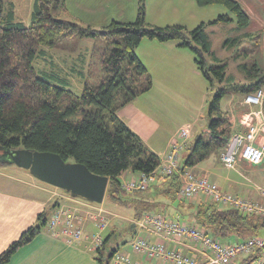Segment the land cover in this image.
Here are the masks:
<instances>
[{
  "label": "trees",
  "instance_id": "1",
  "mask_svg": "<svg viewBox=\"0 0 264 264\" xmlns=\"http://www.w3.org/2000/svg\"><path fill=\"white\" fill-rule=\"evenodd\" d=\"M197 2L200 6L224 5L236 17L240 29L250 24L249 15L237 0ZM65 10V0H35L31 21L26 24L16 19L12 3L0 0V149L53 152L67 162L84 164L93 174L109 178L106 198L128 205L130 194L136 192H127L120 176L127 170L149 174L160 165V157L117 115L118 109L153 85L151 74L136 53L137 47L144 38L178 41L179 46L194 53L198 69L212 88L216 82L222 85L226 80L228 63L221 64L222 60L212 51L204 22L191 31L182 25H147L143 0L134 22L113 21L104 30L62 19L60 13ZM231 20L227 14L220 15L209 24ZM72 37L99 38L107 43L101 60L102 81L90 84L86 80L80 95L69 89L68 81L55 72L52 76L59 84L51 76H45L50 81L39 75L35 67L36 59L47 56L46 48H55ZM208 56L219 64L208 65ZM240 66L247 71V78H257L256 81H233L217 89L208 109L207 137L200 135L187 146L179 173L165 178L175 189L173 195L179 193L187 168L215 152H223L228 145L233 124L229 112L222 108L224 96L240 92L245 97L264 87V73L256 60ZM0 164L6 163L0 160ZM133 209L136 219H140L145 212H156L157 205H137ZM192 219L218 239L245 240L264 232V218L221 208L212 202L197 205ZM40 227H30L3 251L0 264L9 263L21 247L35 238ZM114 235L111 233L96 249V264H110L116 250L108 244Z\"/></svg>",
  "mask_w": 264,
  "mask_h": 264
},
{
  "label": "crops",
  "instance_id": "2",
  "mask_svg": "<svg viewBox=\"0 0 264 264\" xmlns=\"http://www.w3.org/2000/svg\"><path fill=\"white\" fill-rule=\"evenodd\" d=\"M237 1L250 17V24L245 28L246 34H250V36H247L244 41H251L253 32L257 33L256 47L258 52L256 51L257 56L254 57L264 73V0ZM143 43L142 41L137 47L136 53L152 76V88L131 103L118 109L117 115L161 160L169 151L172 142L178 137L177 135L173 139L166 128L169 127L170 120L175 117V112H173L176 107L175 101H178L181 92L183 94V87L188 85L189 88L193 87L198 91V87L202 83L205 84V81L208 83V81L198 69L194 53L187 47L179 46L178 41L155 42V40H151L145 46L144 51L146 54L148 53L146 58L142 57L140 53ZM55 48H46L45 51L56 64L59 72V70L66 69L69 64L65 63L63 59L58 62L53 57L50 52ZM238 55L239 57L248 56V53H238L236 58H239ZM82 59L84 60L83 56ZM85 67L84 71L86 72ZM64 73L67 76H71V73H77L85 78L82 68L72 67ZM256 79L251 78L248 81L244 79V83L255 82ZM245 97L243 95L240 100L235 102L237 108L233 107V111L235 109L241 111L236 118L231 117L232 136L245 131V123H264V102L262 105H248L245 104ZM190 138L187 140V146L194 143H190ZM187 146L184 149L185 153ZM221 153L222 151L215 152L200 164L187 168L184 174L191 172L206 176L225 192L248 197L255 202L264 204V185L260 184L259 171L253 169V167L263 166L264 162L260 165H252L244 160H239L232 170L239 168L240 174L247 176L253 173L252 179L245 178V181L238 175L223 176L220 174L217 165L224 166L221 162ZM7 165H11L9 166L11 168L17 167L13 164ZM17 169L23 168L17 167ZM227 169L231 170V168ZM140 175L141 173L127 170L120 176V180L122 184H125L128 181L138 179ZM259 176L260 178H258ZM0 177L13 181L12 183L18 185V188L21 187L25 191L18 190L15 192L5 190L0 186V255L30 227L41 226L35 238L21 247L7 264H96V257L90 254L96 253V250L92 249L95 245L96 234L104 240L112 233L113 229H122L127 226H129L127 233L122 232V234L118 229L119 232L111 240L112 243L114 242L112 246L116 250L112 258L113 264H115L116 254L129 256L132 263L176 264L172 259H167L163 255L150 258L145 253L136 252L133 244L140 238L153 245L162 246L167 252L179 251L193 259L195 264H207L208 262L209 253H206L201 245L187 238L178 241L166 238L153 232L148 224L143 223L145 214L155 213L167 219L196 224V221L192 219L195 207L203 202L215 203L203 195L191 201H181L178 193L173 195L175 189L170 181L165 180L164 177H158V180L147 190L135 191L136 193L130 194L128 205L117 204L113 201L112 205H108L106 204V197L102 204H97L89 203L82 198H74L68 192L59 194L57 191L50 190L48 187L30 180L27 174L20 175L17 173L16 175L0 170ZM149 204L157 205L156 212H145L140 219H136L133 206ZM61 207L80 212L85 217L84 232L80 240L69 243L63 235H56L50 229L48 222L55 210ZM98 210L102 211L103 216L108 221V228L104 230H99L96 227V221L92 217H88L89 212H98ZM126 235L131 238L127 246H125L127 243ZM222 240L224 242L242 241L238 238Z\"/></svg>",
  "mask_w": 264,
  "mask_h": 264
},
{
  "label": "rangeland",
  "instance_id": "3",
  "mask_svg": "<svg viewBox=\"0 0 264 264\" xmlns=\"http://www.w3.org/2000/svg\"><path fill=\"white\" fill-rule=\"evenodd\" d=\"M34 1L35 0H5L7 4H13L16 19L26 24H29L31 21ZM141 1L142 0H65L66 10L60 13V17L83 27L91 26L96 30H104L113 21L124 23L134 22L137 19ZM143 3L146 9V22L147 25L150 26L166 27L182 25L186 27L187 30L191 31L204 22L206 24L205 32L211 42L212 51L222 60L221 64L225 62L228 63L227 78L222 85L216 82L215 86L212 88L205 81L206 86L202 83L201 86L198 87V91L193 87L189 88L188 85L183 87V94H181V92L179 94L180 96H178V101H175L176 107L173 110V112H175V117L170 120V125L166 128L169 130V134L173 139L176 138L177 135L179 136L184 127L187 128L191 132L190 143L194 142L196 137L200 135L207 137L208 109L217 89L221 86L227 87L233 81L236 83H244V79H247L246 81L250 80V78H247V71L243 69L240 64H251L255 60L254 56H257L258 52L256 47L258 41L257 33L253 32L251 41H244L247 37V30H245V28L240 29L236 17L227 7L221 4L200 6L197 0H143ZM226 14L233 20L209 24L220 15ZM151 40L159 42L157 39L144 38L142 40L144 43L140 49L142 57H147L148 53L146 54L144 50L146 44ZM57 48L50 53L58 62H61L63 59L69 66L58 72L56 64L51 60V57L48 54H46L47 56L41 55L35 61V67L39 75L44 77L51 76L52 81L59 84L58 80L53 79L52 76V73H57L61 78L68 81L69 89L77 95L82 94L86 80L90 84H98L102 81L103 71L101 60L103 53L107 49V43L105 41L99 38L72 37L61 41ZM63 49H65V51H63ZM244 52L248 53V56L236 58L238 53L244 54ZM72 57H74V59H72ZM207 63L208 65L219 64L212 59L211 56L207 57ZM72 67L82 68L85 78L77 73H71V76H67L64 72H68ZM84 67L86 72L84 71ZM46 79L51 81L50 78ZM242 96L243 94L240 92H231L224 96L222 108L225 111H229L231 117L234 116L236 118L240 114L241 110L235 109L233 111V107L237 108L235 102L240 100ZM184 151L185 150L182 152L181 159L186 155ZM9 166L11 165L0 164V170L16 175L17 173H20V175L27 174L30 180H33L37 184L48 187L50 190L57 191L59 194H66V191L43 183L35 177H32L29 171L17 169V167L11 168ZM217 167L220 174L223 176L238 175L244 180L245 178L252 179L253 177V173H250V176L245 174L241 175L239 168L230 170L220 164L217 165ZM253 169L259 171L258 173H260L261 176L260 184L264 185V165L261 167H253ZM260 176L258 178H260ZM26 179H28V177H26ZM12 182L11 180L2 179L0 177L1 188L15 192L18 190L25 192L21 187L18 188V185ZM106 202L108 205L113 204L112 200L108 198H106ZM118 229H120L121 233H127L126 231H129V226L122 229H113L112 233L117 234L119 232ZM261 237L264 238V232L261 234ZM130 239L129 235L125 236V240L127 241L125 246L128 245ZM113 243L110 241L108 246L113 247ZM90 254L95 257L97 256L96 253ZM110 264H113L112 259Z\"/></svg>",
  "mask_w": 264,
  "mask_h": 264
},
{
  "label": "built area",
  "instance_id": "4",
  "mask_svg": "<svg viewBox=\"0 0 264 264\" xmlns=\"http://www.w3.org/2000/svg\"><path fill=\"white\" fill-rule=\"evenodd\" d=\"M264 102V89H259L245 97V104L262 105ZM246 130L231 137L228 145L221 154V162L227 168H235L239 160H244L252 165L264 162V123H245ZM175 139L167 154L160 160L157 169L149 174L141 173L140 177L123 184L127 192L145 191L151 187L158 177H169L179 173L181 155L187 146L190 132L183 128ZM205 196L211 201L225 208L236 209L246 215H255L264 218V204L255 202L248 197L238 196L223 191L217 184L211 182L206 176L187 172L182 175V186L179 189V199L190 201L198 196ZM88 217L96 221V227L104 230L108 221L102 211L89 212ZM85 217L77 211L58 208L50 218L48 225L56 235H63L69 243L81 239L84 229ZM143 223L148 224L151 230L159 235L174 240L190 239L201 245L209 253L207 264H264V238L261 236L249 237L238 242H224L208 234L195 223L180 222L163 217L160 214L147 213ZM96 250L101 246V236H95ZM136 252L145 253L150 258L163 255L172 259L176 264H195L194 260L179 251L167 252L160 245H153L145 239H138L133 244ZM115 264L132 263L129 256L115 255Z\"/></svg>",
  "mask_w": 264,
  "mask_h": 264
},
{
  "label": "water",
  "instance_id": "5",
  "mask_svg": "<svg viewBox=\"0 0 264 264\" xmlns=\"http://www.w3.org/2000/svg\"><path fill=\"white\" fill-rule=\"evenodd\" d=\"M0 160L28 170L39 181L62 189L74 198L102 204L109 178L93 174L86 165L67 162L53 152L21 149H0Z\"/></svg>",
  "mask_w": 264,
  "mask_h": 264
},
{
  "label": "bare ground",
  "instance_id": "6",
  "mask_svg": "<svg viewBox=\"0 0 264 264\" xmlns=\"http://www.w3.org/2000/svg\"><path fill=\"white\" fill-rule=\"evenodd\" d=\"M86 201V200H85ZM90 203V202H89ZM127 256V255H126ZM153 260V259H152Z\"/></svg>",
  "mask_w": 264,
  "mask_h": 264
}]
</instances>
